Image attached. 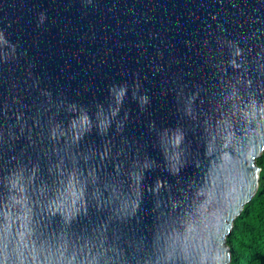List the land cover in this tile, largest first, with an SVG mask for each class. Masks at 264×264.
Segmentation results:
<instances>
[{"label": "water", "instance_id": "obj_1", "mask_svg": "<svg viewBox=\"0 0 264 264\" xmlns=\"http://www.w3.org/2000/svg\"><path fill=\"white\" fill-rule=\"evenodd\" d=\"M264 150V0H0V264H231Z\"/></svg>", "mask_w": 264, "mask_h": 264}, {"label": "trees", "instance_id": "obj_2", "mask_svg": "<svg viewBox=\"0 0 264 264\" xmlns=\"http://www.w3.org/2000/svg\"><path fill=\"white\" fill-rule=\"evenodd\" d=\"M256 163L260 167L258 188L234 220L226 240L231 264H264V150Z\"/></svg>", "mask_w": 264, "mask_h": 264}]
</instances>
